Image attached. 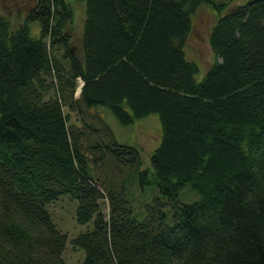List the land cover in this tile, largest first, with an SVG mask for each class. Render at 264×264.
Listing matches in <instances>:
<instances>
[{"label": "trees", "instance_id": "1", "mask_svg": "<svg viewBox=\"0 0 264 264\" xmlns=\"http://www.w3.org/2000/svg\"><path fill=\"white\" fill-rule=\"evenodd\" d=\"M226 1L84 0L77 43L67 0L0 13V264H66L61 196L91 222L69 240L82 264H264V0ZM201 3L217 14L203 71L185 51ZM96 105L154 116L150 166L82 118Z\"/></svg>", "mask_w": 264, "mask_h": 264}, {"label": "rangeland", "instance_id": "2", "mask_svg": "<svg viewBox=\"0 0 264 264\" xmlns=\"http://www.w3.org/2000/svg\"><path fill=\"white\" fill-rule=\"evenodd\" d=\"M67 1L71 3L74 10L71 28L75 32L73 37L77 43L76 38L82 25L84 0ZM241 1L243 0L226 1L223 9L225 10L227 7H230L232 3ZM34 2L35 0H0V13L9 17L13 24H17L24 16L26 10ZM191 17V31L186 38L185 51L186 55L195 60L201 71H203L214 58L213 52L208 44L207 34L217 14L209 3H201L197 6ZM29 26L32 34L37 32L38 25L36 21H31ZM78 80L80 81V79ZM63 109L65 112H69V123H81V120L79 121V118H81L80 114H77L74 110H67L66 107ZM97 112L107 123L115 139L120 143L137 145L140 149L143 165L150 166L149 156L160 139V130L157 121L153 118L154 116L150 115L142 119H136L129 124H122L108 107L96 105L94 108L90 107L88 110H85V113H83L85 115L82 118L90 121V113L94 114ZM131 192L130 199L135 202V205H139L140 207L137 206L139 208L143 207L142 203L139 202L140 200H151V195H142L133 185L131 186ZM107 202L106 200L103 208V211L106 212V217L108 210ZM75 205L76 200L73 198L69 199L67 196H61L49 204V211L55 225L61 232L66 234V243L61 252V256L66 264H82L84 250L80 247L73 246L69 240L78 231L91 226L90 220L86 223H78L75 220Z\"/></svg>", "mask_w": 264, "mask_h": 264}]
</instances>
